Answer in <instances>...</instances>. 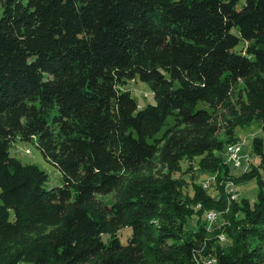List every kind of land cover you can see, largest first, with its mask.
<instances>
[{
    "label": "trees",
    "instance_id": "obj_1",
    "mask_svg": "<svg viewBox=\"0 0 264 264\" xmlns=\"http://www.w3.org/2000/svg\"><path fill=\"white\" fill-rule=\"evenodd\" d=\"M138 81L155 105L139 109L127 90ZM256 120L264 0H0V264H264L262 140L245 174L258 202L232 220L229 249L206 241V226L187 236L190 206L220 201L200 185L188 198L173 177L185 158L190 170L224 167L218 135ZM17 140L36 146L61 186L12 156ZM158 164L169 172L135 176ZM112 193V208L98 202ZM28 227L56 228L9 255Z\"/></svg>",
    "mask_w": 264,
    "mask_h": 264
},
{
    "label": "rangeland",
    "instance_id": "obj_2",
    "mask_svg": "<svg viewBox=\"0 0 264 264\" xmlns=\"http://www.w3.org/2000/svg\"><path fill=\"white\" fill-rule=\"evenodd\" d=\"M243 2L241 3V6ZM127 90H130L133 98L136 100L139 109H143L148 105H155L156 100L150 86L146 83L131 82L127 85ZM259 138L264 143V124L258 120L254 121L252 124L244 127L235 129L234 138L228 137L225 129L221 131L218 135V139L223 141L226 145L224 150V156L226 157V150L234 144H240L243 147V155L248 158L249 162H245L244 167L238 169L229 166L224 161V167L218 166L216 172H210L200 168V165L195 161V168L190 170L189 164L191 163L188 158H185L180 164L179 173L173 175L174 178H181L189 185L184 189V193L188 198L194 199V185H200L203 187L210 196L215 197L217 202L214 204H205V210L200 211L201 205L199 203H193L190 208L194 211V215L187 220V230L188 237H191L196 231H198L202 226L207 227V233L205 240L211 241L218 238L220 244L226 248L231 244L232 238L234 237L232 229V220H241L243 217V210L247 203L250 207L258 202V196L260 193V187L257 179H246L245 174L249 171L250 162L253 167L258 168L260 163V158L253 154V141ZM264 152V148H263ZM12 156L17 158L23 165H35L45 173L49 175V187H59L62 185V176L58 170L51 164L46 162L42 157L39 150L32 143H26L21 140H17L15 148L12 150ZM251 156V158H250ZM252 160V161H251ZM246 167V168H245ZM248 169V170H247ZM169 169L161 165H156L151 171L140 172L136 177L148 178L152 177L158 178L164 174H167ZM223 188V190H222ZM223 191V193H222ZM98 202L102 206H107L112 208L117 202V196L115 193L106 196H98ZM206 211V212H205ZM216 215L217 220L209 225V220L207 218L210 215ZM232 218V219H231ZM216 223V224H215ZM206 224V225H205ZM231 226L230 233H225L226 227ZM56 227L49 228H36L28 227L26 232L18 238L15 242L6 244V250L10 253L9 255L18 256L22 255L26 250L33 248V244L36 240H41L50 232L55 230ZM120 229V227H119ZM228 229V228H227ZM111 232L107 234L104 238H112ZM4 242V240H1ZM253 242V243H252ZM249 246L254 245V241L249 239ZM208 260V259H207ZM151 261L148 260L147 264ZM87 264H100L98 260H93Z\"/></svg>",
    "mask_w": 264,
    "mask_h": 264
},
{
    "label": "bare ground",
    "instance_id": "obj_3",
    "mask_svg": "<svg viewBox=\"0 0 264 264\" xmlns=\"http://www.w3.org/2000/svg\"><path fill=\"white\" fill-rule=\"evenodd\" d=\"M242 151H243V147L240 144H234V145L230 146L229 149H227V151H226V157L225 158H226L227 164L229 166L234 167L235 169L236 168L240 169V168L244 167L246 165L245 162H249L248 158L247 159L246 158L242 159V165H238V166L236 165V163L234 161L231 160L234 157L235 152H242ZM207 219L209 220V223L212 224V223H214L216 221L217 216L216 215H212L211 217H209Z\"/></svg>",
    "mask_w": 264,
    "mask_h": 264
},
{
    "label": "built area",
    "instance_id": "obj_4",
    "mask_svg": "<svg viewBox=\"0 0 264 264\" xmlns=\"http://www.w3.org/2000/svg\"><path fill=\"white\" fill-rule=\"evenodd\" d=\"M243 152H235L234 157L231 159L236 163V165H242V159H245ZM212 219V218H211ZM206 264H212V262H206Z\"/></svg>",
    "mask_w": 264,
    "mask_h": 264
}]
</instances>
